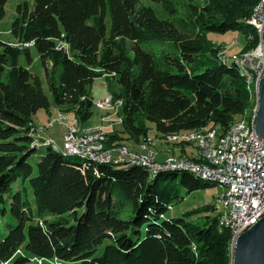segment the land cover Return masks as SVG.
Returning <instances> with one entry per match:
<instances>
[{
	"label": "trees",
	"instance_id": "1",
	"mask_svg": "<svg viewBox=\"0 0 264 264\" xmlns=\"http://www.w3.org/2000/svg\"><path fill=\"white\" fill-rule=\"evenodd\" d=\"M8 1L0 0V19ZM184 1L182 16L174 0H161L167 18L141 0L18 5L15 43L0 39V264H29L32 258L77 264H232V230L220 226L222 207L167 216L187 195L217 185L200 175L97 163L66 156L53 146L39 161L32 160L41 148L35 135L38 112H50L53 103L79 124L89 121L95 105L89 88L101 77L109 79L113 99L122 102L124 132L108 134L107 147L124 146L119 135L129 130L137 141L148 137L137 124L140 114L161 139L196 148L169 137L209 131L224 136L255 109V90L232 60H221L224 50L208 34L249 28L246 18L260 0ZM251 33L243 52L254 47L248 43ZM145 44L161 49L146 51ZM33 49L52 100L30 68ZM22 58L29 64L23 65ZM110 80L117 82V91ZM200 156L170 157L211 166ZM191 215L198 216L190 220ZM22 250L28 254L19 256Z\"/></svg>",
	"mask_w": 264,
	"mask_h": 264
},
{
	"label": "rangeland",
	"instance_id": "2",
	"mask_svg": "<svg viewBox=\"0 0 264 264\" xmlns=\"http://www.w3.org/2000/svg\"><path fill=\"white\" fill-rule=\"evenodd\" d=\"M177 4V8L179 10L180 15L185 16L186 13V3L184 0H174ZM28 3L30 5V8L33 9L35 7V3L36 0H9L5 6V16L4 18L0 19V39L4 42H12L15 41L14 36L12 34V26L13 23L17 17V7L19 4L21 3ZM142 4L146 5V6H151L153 7L158 15L161 18H167V15H165L164 11H163V6L161 5V0H141ZM250 31H253V28L249 27V28H245L244 30L238 29V28H233L231 30H229L228 32L225 33H217V32H213V33H209L208 34V40L216 47L219 49H223V53L226 52V55H235V54H240L243 53V49L245 48L246 44H247V32L250 33ZM248 39H250L248 37ZM250 42L254 45V47L256 46V42L255 41H251ZM249 43V42H248ZM158 46V47H157ZM253 47V48H254ZM143 48L146 51H150L152 50V48L156 49V50H160L161 48L159 47V44H145L143 46ZM252 48V49H253ZM248 52V51H246ZM32 59L33 62L31 64H29V62L25 59L22 58L21 63L23 65H30L31 70L34 72V74L38 75L43 84H44V90L46 92V94L48 95V97L52 100V96L51 93L49 91L48 85L46 83V78H45V71H44V67L42 64V61L37 53V51L35 49H33L32 51ZM229 64H232V62H229ZM111 82V87L114 90H118L119 86L117 84V82L115 80H110ZM109 84V79H106V77H101L98 78L94 81V83L92 84V86L89 88V92H90V96L93 98L95 105L93 108V117L82 124H79L78 120L75 118V116L73 114H62L58 111V109L55 107V105L52 103L50 112H47L45 110H41L35 117H34V121L35 124L37 126V133L36 136L39 138H49L52 139L53 142L55 143L56 146H54L55 149H58L62 154L64 153V144H65V136L68 132L67 127L62 124L59 115L62 114L65 117H67V122H65L66 124H73L74 121H77V124L80 125V128L82 130L84 129H88L90 126L93 127V129H98V128H103L104 131L108 134L111 133L114 130H118L117 132H124V128L121 125V118L118 116L117 112L119 111L120 108H118L117 110H104L101 109L98 106V103L107 100L111 95V89L108 86ZM256 92V89L254 87H252ZM258 96V94H257ZM256 110H257V105L255 107V109L253 111L249 110L246 114L247 117H243V121L247 122L248 124L251 122V120L256 116ZM113 111V112H112ZM107 112H109L110 114L107 115ZM254 112V115H253ZM242 121V120H241ZM137 124L141 127H143L146 131H147V135L149 138H145V136H143V140L141 142H139L138 147L142 145V143L144 144L146 143H150L148 140L152 141L153 143L151 144V146H155V144L158 145L159 147H165L169 148V146L171 147H175L176 146V151L178 152V146L181 147L182 145H178V144H173L171 145V143L167 142L166 139H161V136L157 133L156 131V127L154 124L150 123L149 121H147V119L145 118L144 115L140 114L138 115L137 118ZM97 127V128H96ZM92 129V130H93ZM217 129H219L217 127ZM91 130V129H88ZM220 130V129H219ZM131 131V132H130ZM221 131V130H220ZM130 134H127L126 132L123 133V135H127L130 136L131 133H133L132 135L135 136V133L132 132V130L128 131ZM131 139V138H130ZM128 140L129 145L132 144L133 145V140ZM169 144H167V143ZM146 145V144H145ZM125 147H128L126 145H124ZM143 146V145H142ZM157 146L154 147L153 151L157 150ZM188 150L187 153H185L184 156H186L187 154L189 156H191L192 154H196V157L199 156V152L198 150L193 146V145H187L185 146ZM129 148V147H128ZM141 147H139L140 149ZM40 151L38 152V154L34 157H32L33 162H37L39 161L40 157L46 152V147H41L39 148ZM151 149V148H150ZM195 149V151H194ZM132 151V149H130ZM142 150V148H141ZM167 151V149H166ZM142 153V152H141ZM187 155V156H188ZM175 156V155H172ZM181 157V156H178ZM169 158V157H168ZM167 158V159H168ZM190 158V157H189ZM166 159V160H167ZM192 159V158H190ZM159 163V162H158ZM223 192V188L220 185H212L208 188H204V189H200L198 191H195L194 193H191L189 195H187L186 199L182 202H180L179 204H177L173 209H171L168 213L167 216L168 217H181L183 215H185L186 213H191L194 212L198 209H202L205 206H216V208L221 207V205L219 204L218 201V197L219 195ZM198 215H191L189 217H187L188 219L191 220H195L197 218ZM203 216V215H202ZM24 254H28L25 250L20 251V253H18L19 256H22ZM233 259V258H232ZM44 264H56L58 262V260H53V259H42ZM233 262V260H232ZM62 264H77V263H67V262H63L61 261ZM8 264H15L14 261H11L10 263L8 262ZM29 264H39V259L32 258V260L29 262Z\"/></svg>",
	"mask_w": 264,
	"mask_h": 264
},
{
	"label": "bare ground",
	"instance_id": "3",
	"mask_svg": "<svg viewBox=\"0 0 264 264\" xmlns=\"http://www.w3.org/2000/svg\"><path fill=\"white\" fill-rule=\"evenodd\" d=\"M264 0H260L259 4L254 8L251 15L246 18V23L253 28L252 33L248 36L250 39L249 41H255L256 46L249 50L248 52L238 53L235 55H226V52H221L219 54L221 60L233 61L238 69L239 74L243 79L246 81L249 88L254 87L259 97L258 89L260 84V74L258 73V68L250 66V59H246V57H253L257 56L259 52L262 51L263 48V28L259 26V12L261 10V5ZM251 32V31H250ZM251 43V42H249ZM250 45V44H249ZM252 46V45H251ZM219 60V59H218ZM220 60V61H221ZM113 100V104L112 101ZM98 106L104 110H117L118 116L120 110L122 108V102H116L112 96H110L107 100L98 103ZM113 112V111H112ZM257 116V110H256ZM256 116L251 120V125L248 126L247 122L239 121L235 123L229 131L224 136H218L215 131H209L204 134L199 133H179L169 137V141H178V142H190L193 143L200 152V158L205 160L209 165L199 164L200 169H212V175H209L208 172L200 171L196 166H177V167H163L157 168L156 164H152L149 162H140V161H133L131 159H123L120 160V164H139L144 167L149 168L152 172H160V171H167V170H178V171H190L192 173L200 175L203 179L211 181L217 185H220L223 188V192L219 195L218 201L221 205V216H220V226L231 229L232 230V244H231V255L234 258L235 249L237 245V238L235 233V224L231 221L232 219V207L229 204L231 200V190H224L227 188V180L225 177L218 176L229 168V166H235L239 160V148L241 145V140L246 142H253L256 140L258 134L256 133ZM121 118V116H119ZM59 118L62 123L67 122V117L60 114ZM122 122V118H121ZM70 130H81L80 125L77 124L75 120L73 124H68ZM39 138V137H38ZM108 134L104 131L103 128L98 129H91L85 130V133H77V141L81 145H90V152H73L64 150L66 156H80L83 158L90 159L97 163H105V164H116L115 159L111 158H101L100 155H94L93 152L97 153H105V152H112V151H120L124 148V153H133L130 148L125 146H111L107 147L108 144ZM149 141V140H148ZM264 141V140H263ZM37 143V142H36ZM38 144V143H37ZM40 146V145H38ZM43 146H53V143L45 142ZM150 143H146V145L141 146L142 153L146 152L147 155H154L155 160V152L149 148ZM207 147V149H211L210 152L204 151L203 149ZM134 154H141V153H134ZM185 159L177 158V157H170L164 163H173V164H180L184 163ZM156 163H158L156 161ZM258 224V223H256ZM255 224V225H256ZM253 225V226H255ZM253 226H249L251 229ZM233 260V259H232ZM40 264V262H39ZM57 264V263H56ZM233 264V262H232Z\"/></svg>",
	"mask_w": 264,
	"mask_h": 264
},
{
	"label": "built area",
	"instance_id": "4",
	"mask_svg": "<svg viewBox=\"0 0 264 264\" xmlns=\"http://www.w3.org/2000/svg\"><path fill=\"white\" fill-rule=\"evenodd\" d=\"M259 26L263 28V48L257 56L246 57L250 59V66L257 67L260 74V82L264 78V2L259 12ZM112 101L113 100H109ZM67 127L64 148L73 152H90V145H81L77 141V133H85V130H70L69 125L62 123ZM46 142L55 143L52 139ZM204 151L210 152L211 149L205 147ZM94 155H100L101 158H111L120 164V160L131 159L133 161L149 162L156 164L157 168L177 167V166H196L198 170L208 172L212 175V169H200L196 161H185L180 164L173 163H156L154 155H147L146 152L141 154L124 153V148L120 151L105 153L93 152ZM218 176L225 177L227 188L231 190V200L228 205L232 207V219L235 224V233L237 241L239 237L249 230V226L259 223L264 218V141L257 136L253 142L241 140L239 148V160L235 166H229L226 172ZM40 260V259H39ZM43 264V260H40ZM58 264H61L58 263Z\"/></svg>",
	"mask_w": 264,
	"mask_h": 264
},
{
	"label": "water",
	"instance_id": "5",
	"mask_svg": "<svg viewBox=\"0 0 264 264\" xmlns=\"http://www.w3.org/2000/svg\"><path fill=\"white\" fill-rule=\"evenodd\" d=\"M258 93L256 133L264 140V78ZM233 264H264V218L239 237Z\"/></svg>",
	"mask_w": 264,
	"mask_h": 264
},
{
	"label": "crops",
	"instance_id": "6",
	"mask_svg": "<svg viewBox=\"0 0 264 264\" xmlns=\"http://www.w3.org/2000/svg\"><path fill=\"white\" fill-rule=\"evenodd\" d=\"M12 42H14V41H12ZM12 42H9V43H12ZM15 43V42H14ZM39 113V112H38ZM108 114H110L109 112H107V115ZM35 122V121H34ZM97 128V127H96ZM88 129H93V127L92 126H90ZM84 130H86V129H84ZM114 131H118V130H114ZM114 131H112L111 133H108V134H112ZM38 134V133H37ZM120 137L122 136L123 137V139L124 140H122L121 141V143H123V145H126V146H128L130 149H132V152L133 153H141L142 152V150H141V148L139 149V147H141L142 145H145L146 144V142L143 144L142 143V145L141 146H139L138 147V144H139V142H141L144 138H143V136H145V135H142L139 139H138V141L136 140V139H133V138H131L130 136H125V135H119ZM132 139L133 140V145L132 144H130L129 145V143L130 142H128V140L129 139ZM147 138H149V137H147ZM39 139H41L42 141L43 140H47V139H49V138H46V139H44V138H39ZM130 139V140H131ZM167 143V142H166ZM168 144V143H167ZM157 145H158V143H157ZM156 144H155V146H149V148H151V150H153L154 149V147H156L157 146ZM169 145V144H168ZM171 145H173V144H171ZM185 146H187V145H182L181 147H179L178 146V152L176 151V146L175 147H170L169 146V148H166V146L165 147H159V146H157V150H155L154 152H155V160L157 161V162H159V163H164L165 161H166V159L168 158V157H170V156H172V155H175V156H181V157H190V158H192V159H194L195 157H196V154H195V152H194V154H192L191 156H189L188 154V156L186 155V156H184L185 155V153H187V148L185 147ZM166 149H167V151H166ZM194 151H195V149H194Z\"/></svg>",
	"mask_w": 264,
	"mask_h": 264
}]
</instances>
